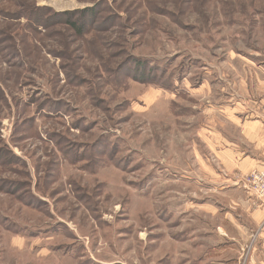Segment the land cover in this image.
Returning <instances> with one entry per match:
<instances>
[{"label": "rangeland", "instance_id": "obj_1", "mask_svg": "<svg viewBox=\"0 0 264 264\" xmlns=\"http://www.w3.org/2000/svg\"><path fill=\"white\" fill-rule=\"evenodd\" d=\"M263 97L264 0H0V264H174Z\"/></svg>", "mask_w": 264, "mask_h": 264}, {"label": "crops", "instance_id": "obj_2", "mask_svg": "<svg viewBox=\"0 0 264 264\" xmlns=\"http://www.w3.org/2000/svg\"><path fill=\"white\" fill-rule=\"evenodd\" d=\"M252 112L253 118H238L239 135L221 138L214 150L222 174L214 173L209 191L213 188L227 198L225 209L218 205V221L202 225L201 232L189 228L182 234L185 242L180 240L181 246L174 248V264H264V200L253 196L243 182L244 174L264 171V115L258 106ZM206 201L200 206L212 213L215 204ZM257 228H262L260 238L247 251Z\"/></svg>", "mask_w": 264, "mask_h": 264}, {"label": "built area", "instance_id": "obj_3", "mask_svg": "<svg viewBox=\"0 0 264 264\" xmlns=\"http://www.w3.org/2000/svg\"><path fill=\"white\" fill-rule=\"evenodd\" d=\"M245 183L257 198L264 199V171L253 170L249 172L245 178ZM261 233L262 228H258L252 233L248 249L260 238Z\"/></svg>", "mask_w": 264, "mask_h": 264}, {"label": "trees", "instance_id": "obj_4", "mask_svg": "<svg viewBox=\"0 0 264 264\" xmlns=\"http://www.w3.org/2000/svg\"><path fill=\"white\" fill-rule=\"evenodd\" d=\"M101 3H96L94 6H91V7H86L82 10H79V9H74V10H70V12H68V16H69V19H66L65 22L70 26L72 27L73 29L77 30V31H81L84 26L82 25L81 23V20H75V19H72L71 18L75 16V14L77 13H86V12H90L92 14H95L97 11H98V7ZM65 13V12H64ZM54 15L58 16V15H65V14H59V13H55ZM71 17V18H70ZM93 18V16H92ZM91 18V19H92ZM41 21V20H40ZM42 26H45V24H42Z\"/></svg>", "mask_w": 264, "mask_h": 264}]
</instances>
